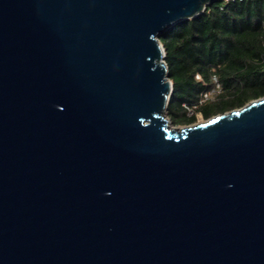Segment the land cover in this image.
<instances>
[{
    "label": "water",
    "instance_id": "1",
    "mask_svg": "<svg viewBox=\"0 0 264 264\" xmlns=\"http://www.w3.org/2000/svg\"><path fill=\"white\" fill-rule=\"evenodd\" d=\"M212 1L0 0V264H264V96L167 112Z\"/></svg>",
    "mask_w": 264,
    "mask_h": 264
},
{
    "label": "trees",
    "instance_id": "2",
    "mask_svg": "<svg viewBox=\"0 0 264 264\" xmlns=\"http://www.w3.org/2000/svg\"><path fill=\"white\" fill-rule=\"evenodd\" d=\"M173 91L168 116L177 125L240 108L264 96V0H216L160 37ZM213 99L202 101L216 86ZM194 109V113L190 109Z\"/></svg>",
    "mask_w": 264,
    "mask_h": 264
},
{
    "label": "built area",
    "instance_id": "3",
    "mask_svg": "<svg viewBox=\"0 0 264 264\" xmlns=\"http://www.w3.org/2000/svg\"><path fill=\"white\" fill-rule=\"evenodd\" d=\"M215 81H216V86L211 89L210 91L204 93L202 101H205L207 99H213V95L215 96L220 90H221V85L218 82L217 77H215ZM191 113H194V109L189 108Z\"/></svg>",
    "mask_w": 264,
    "mask_h": 264
},
{
    "label": "rangeland",
    "instance_id": "4",
    "mask_svg": "<svg viewBox=\"0 0 264 264\" xmlns=\"http://www.w3.org/2000/svg\"><path fill=\"white\" fill-rule=\"evenodd\" d=\"M215 96H216V95H215ZM215 96L213 95V98H214ZM206 119H208V118L204 117V115H203L201 112H198V113H197V120H196L195 122L191 123V124H195V123H198V122H202V121H205ZM174 125L177 126V124H174ZM188 125H189V124H188ZM180 126H182V125H180Z\"/></svg>",
    "mask_w": 264,
    "mask_h": 264
},
{
    "label": "bare ground",
    "instance_id": "5",
    "mask_svg": "<svg viewBox=\"0 0 264 264\" xmlns=\"http://www.w3.org/2000/svg\"><path fill=\"white\" fill-rule=\"evenodd\" d=\"M172 127V126H171Z\"/></svg>",
    "mask_w": 264,
    "mask_h": 264
}]
</instances>
